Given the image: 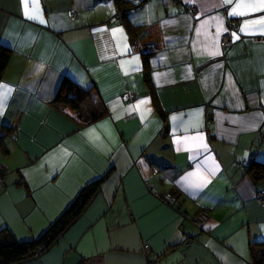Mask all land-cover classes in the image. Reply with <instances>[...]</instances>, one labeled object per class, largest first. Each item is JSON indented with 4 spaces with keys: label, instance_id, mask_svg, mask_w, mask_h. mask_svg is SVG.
Listing matches in <instances>:
<instances>
[{
    "label": "crops",
    "instance_id": "crops-1",
    "mask_svg": "<svg viewBox=\"0 0 264 264\" xmlns=\"http://www.w3.org/2000/svg\"><path fill=\"white\" fill-rule=\"evenodd\" d=\"M232 6L145 0L118 20L109 0H0L11 50L0 84L12 90L0 104V231L39 238L103 178L46 252L16 264H254L264 177L246 163L264 164V35L240 29L264 13L233 17ZM63 78L105 115L80 125L53 107Z\"/></svg>",
    "mask_w": 264,
    "mask_h": 264
},
{
    "label": "trees",
    "instance_id": "trees-1",
    "mask_svg": "<svg viewBox=\"0 0 264 264\" xmlns=\"http://www.w3.org/2000/svg\"><path fill=\"white\" fill-rule=\"evenodd\" d=\"M115 4L117 15L124 19L132 9L141 6L129 0H109ZM11 57V50L0 45V77L6 69ZM146 65V64H145ZM145 78L148 80V69L145 66ZM53 107H62L63 112L80 125H86L105 115V109L99 106L91 95L77 86L68 78L60 82L54 100ZM247 172L257 181L264 177V164L258 162L246 163ZM103 178L98 179L79 193L77 198L67 207L60 217L37 239L18 242L7 231H0V264H16L31 259L46 252L66 229L81 215L87 204L98 191ZM253 246L259 247L253 256L254 264H264V243H256Z\"/></svg>",
    "mask_w": 264,
    "mask_h": 264
},
{
    "label": "snow or ice",
    "instance_id": "snow-or-ice-1",
    "mask_svg": "<svg viewBox=\"0 0 264 264\" xmlns=\"http://www.w3.org/2000/svg\"><path fill=\"white\" fill-rule=\"evenodd\" d=\"M223 4L233 5L231 7V10L228 12V15L233 17H246L253 15L257 12L264 13V0H235V2L234 0H223ZM25 7L27 8V4H25ZM26 15H29L30 19H39L38 14L34 16L26 13ZM217 20V36H219L222 21H220L219 18H217ZM41 23H43L42 20ZM240 32L245 34L259 32L260 34L264 35V16H260L259 18L255 19L245 20L240 29ZM113 35H115V32L113 33ZM232 36L234 39L240 38L239 35H237L236 33H232ZM0 89L3 90L0 91V104H3L12 90L8 86L2 84H0ZM141 103H146V101H141Z\"/></svg>",
    "mask_w": 264,
    "mask_h": 264
},
{
    "label": "built area",
    "instance_id": "built-area-1",
    "mask_svg": "<svg viewBox=\"0 0 264 264\" xmlns=\"http://www.w3.org/2000/svg\"><path fill=\"white\" fill-rule=\"evenodd\" d=\"M145 0H138L137 3L138 4H142ZM190 11L193 13L195 11V9L193 7L190 8ZM179 14H182L184 13V10L181 8L179 9L178 11ZM117 19L120 20L121 19V16L120 15H117ZM231 44V38L229 36V34H225L222 36L221 40H220V43L219 45L221 47H227ZM131 47H132V51L136 54H139V55H143L144 54V49H143V46L137 41V40H134L132 43H131ZM135 95L134 94H131V93H125L124 95H122L121 99L123 102H128V101H132L135 99ZM264 140V138H263ZM242 165L239 164L238 167H241ZM0 185L2 186L3 185V175L2 173H0ZM159 199L165 203V204H168L170 206H173V207H176V200L171 197L170 195L168 194H165V195H161L159 196ZM256 201L258 204H263L264 203V191L263 192H259L257 193L256 195ZM208 218V214L206 212H199L197 213L196 215H194L192 217V224L196 227V228H201L203 226V224L206 222ZM190 240H186L184 242V245L186 247H189L190 246ZM144 250H148V246L145 245L144 246Z\"/></svg>",
    "mask_w": 264,
    "mask_h": 264
}]
</instances>
